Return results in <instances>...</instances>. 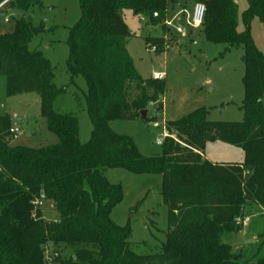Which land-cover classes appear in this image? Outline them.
<instances>
[{
	"label": "trees",
	"instance_id": "trees-1",
	"mask_svg": "<svg viewBox=\"0 0 264 264\" xmlns=\"http://www.w3.org/2000/svg\"><path fill=\"white\" fill-rule=\"evenodd\" d=\"M169 1L178 0H80L66 66L71 78L81 75L86 82L92 124L86 143L79 142L76 117L52 108L64 91L53 82V67L39 50L28 48L41 28L20 18L0 32L6 95L35 93L47 128L58 138L56 144L40 148L11 145V123L8 116H0V264H50L45 255L49 246L70 252L67 259L54 255L53 264H264V252L259 254L264 231L255 251L245 256L223 240L240 230L235 219L246 216V204L264 206V55L249 32L254 16L264 29V0H246L242 31L237 30L233 0H192L205 5L201 26L207 41L242 48L241 121L212 122L199 108L166 122L161 153L149 156L141 154L131 137L110 127L114 120L141 119L140 112L150 103L161 109L164 91L162 82L143 80L134 70L121 12L130 10L157 25ZM33 4L40 5V0H7L3 7L27 10ZM144 40L155 51L164 50L161 36ZM142 120L148 121L146 116ZM214 141L241 148L243 161L204 158V146ZM115 167L162 176L167 230L156 253H135L129 225L118 226L109 216L122 191L107 181L103 170ZM40 194L42 205L47 200L57 212L56 220H45L42 205L35 207Z\"/></svg>",
	"mask_w": 264,
	"mask_h": 264
},
{
	"label": "rangeland",
	"instance_id": "rangeland-1",
	"mask_svg": "<svg viewBox=\"0 0 264 264\" xmlns=\"http://www.w3.org/2000/svg\"><path fill=\"white\" fill-rule=\"evenodd\" d=\"M236 4L237 30L244 29L242 12L247 7L246 0H233ZM192 0L169 1L167 19H172L177 11L185 8L191 11ZM183 5V6H182ZM81 15L80 0H40L27 10L2 8L0 32L8 31L14 20L30 19L41 31L32 36L28 43L30 50H39L49 61L54 71L53 82L56 87H64L53 102V110L58 113H72L78 123V139L86 143L91 137L90 122L86 104V82L81 75L70 77L66 60L68 57L69 32ZM122 18L128 27L130 36L126 42V51L131 58L134 70L143 80L157 79L164 85L160 97L161 109L150 103L146 107V118L137 120H114L111 129L131 137L141 154L145 156L160 154L162 145L155 143L166 131V122H171L204 108L207 119L212 122L241 121V105L244 99L242 48L226 49L222 43H212L205 39L203 26L191 28L185 24L186 13H181L173 21L178 23L182 32L174 27L153 25L146 18L134 15L130 10H122ZM6 16L9 22L4 23ZM249 32L257 50L264 55V29L254 16L249 23ZM161 36L165 42L164 50L155 51L145 43V37ZM165 37V38H164ZM15 115V116H13ZM0 116H8L10 127L17 126L18 132L9 135L11 145H23L32 148L50 146L58 142L40 114V102L35 93L6 95L5 78L0 76ZM204 157L211 162H241L244 152L241 148L221 141L208 142L203 149ZM103 175L110 184L119 185L122 197L110 209L109 216L118 226L129 225L130 246L137 254L156 253L165 241L167 230V208L160 193L162 176L158 173L135 174L124 168H105ZM45 220H56L57 212L45 200L41 207ZM243 215L249 217L240 230L229 234L223 240L234 251L245 256L255 251L264 231V206L257 203L246 204ZM263 249L259 254H263ZM67 259L69 251L62 247L54 250L46 248L48 263L53 264L54 255Z\"/></svg>",
	"mask_w": 264,
	"mask_h": 264
},
{
	"label": "built area",
	"instance_id": "built-area-1",
	"mask_svg": "<svg viewBox=\"0 0 264 264\" xmlns=\"http://www.w3.org/2000/svg\"><path fill=\"white\" fill-rule=\"evenodd\" d=\"M6 1L7 0H4L3 2L0 3V9H2V7H3V5L5 4ZM184 12L186 13V15H185V23H186V25L191 27V28H197V27H200L202 22H203L204 13H205V5L202 2L195 1V2H193L192 6H191V11L190 12H187L184 9V10L178 12L173 20L167 21L165 24L167 26L173 25V21L175 19H178L180 14L184 13ZM1 14H2V12H0V15ZM153 16L154 17L156 16L155 12L153 13ZM2 21L4 23H7V22H9V19H8V17L4 16L2 18ZM174 29L178 33L182 32V28L179 25L175 24L174 25ZM153 78L154 79H160L161 78V74L155 73L153 75ZM13 116H15V115H13ZM9 132L11 134L17 133L18 132V127L17 126L11 127L9 129ZM165 136H167V133H166V131H163L161 137L155 138V143L156 144H161L162 141H163V138ZM42 200H43V195L40 194L39 197L37 199H35V201H34L35 207H40L42 205ZM248 221H249V217L248 216H244L243 218H236L235 219V223L236 224H241V225H243L244 223H246Z\"/></svg>",
	"mask_w": 264,
	"mask_h": 264
},
{
	"label": "crops",
	"instance_id": "crops-1",
	"mask_svg": "<svg viewBox=\"0 0 264 264\" xmlns=\"http://www.w3.org/2000/svg\"><path fill=\"white\" fill-rule=\"evenodd\" d=\"M192 4H193V1L191 2V6H192ZM185 8H182L181 10H179V11H177V13L178 12H180V11H182V10H184ZM167 10V9H166ZM186 10V9H185ZM176 13V14H177ZM176 14H174L173 15V17H172V19H167V15H166V12H165V15H164V18H163V20H162V22L159 24V25H161V27H162V29L163 30H167V29H165L166 27H171V26H173L174 27V25H170V26H167L165 23L167 22V21H170V20H173L174 18H175V16H176ZM176 20V19H175ZM184 21H185V18H184ZM186 24V23H185ZM176 25H179L178 23H176ZM180 26V25H179ZM176 31V30H175ZM165 38V37H164ZM204 156V155H203ZM205 158V157H204Z\"/></svg>",
	"mask_w": 264,
	"mask_h": 264
},
{
	"label": "water",
	"instance_id": "water-1",
	"mask_svg": "<svg viewBox=\"0 0 264 264\" xmlns=\"http://www.w3.org/2000/svg\"><path fill=\"white\" fill-rule=\"evenodd\" d=\"M140 115H141V119H144L145 116H146V110H142V111L140 112Z\"/></svg>",
	"mask_w": 264,
	"mask_h": 264
}]
</instances>
